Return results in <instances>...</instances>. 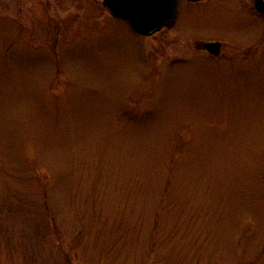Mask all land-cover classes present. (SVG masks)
I'll return each instance as SVG.
<instances>
[{
	"label": "rangeland",
	"instance_id": "1",
	"mask_svg": "<svg viewBox=\"0 0 264 264\" xmlns=\"http://www.w3.org/2000/svg\"><path fill=\"white\" fill-rule=\"evenodd\" d=\"M252 2L144 36L103 0H0V264H264Z\"/></svg>",
	"mask_w": 264,
	"mask_h": 264
},
{
	"label": "water",
	"instance_id": "2",
	"mask_svg": "<svg viewBox=\"0 0 264 264\" xmlns=\"http://www.w3.org/2000/svg\"><path fill=\"white\" fill-rule=\"evenodd\" d=\"M180 0H103L110 14L127 21L142 35H152L165 27H171L178 16ZM198 2L202 0H190ZM258 12L264 14V0H255ZM221 42H209L205 48L212 54H220Z\"/></svg>",
	"mask_w": 264,
	"mask_h": 264
},
{
	"label": "flooded vegetation",
	"instance_id": "3",
	"mask_svg": "<svg viewBox=\"0 0 264 264\" xmlns=\"http://www.w3.org/2000/svg\"><path fill=\"white\" fill-rule=\"evenodd\" d=\"M252 5H253V7L255 8V0H253ZM255 10H256V8H255ZM256 12H257V10H256ZM257 13H258V12H257ZM258 15H260L261 17H264V15H263V14H260V13H258Z\"/></svg>",
	"mask_w": 264,
	"mask_h": 264
}]
</instances>
